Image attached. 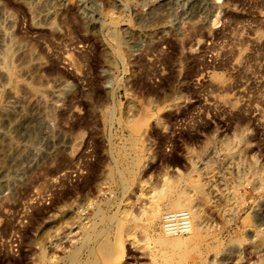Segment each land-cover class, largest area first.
<instances>
[{"label": "rangeland", "instance_id": "rangeland-1", "mask_svg": "<svg viewBox=\"0 0 264 264\" xmlns=\"http://www.w3.org/2000/svg\"><path fill=\"white\" fill-rule=\"evenodd\" d=\"M156 255L264 264V0H0V264Z\"/></svg>", "mask_w": 264, "mask_h": 264}, {"label": "bare ground", "instance_id": "bare-ground-1", "mask_svg": "<svg viewBox=\"0 0 264 264\" xmlns=\"http://www.w3.org/2000/svg\"><path fill=\"white\" fill-rule=\"evenodd\" d=\"M216 80L219 83L223 81L221 77H216ZM12 96H15V93H12ZM168 195H169L168 202H167L168 210L171 212H176L174 215L179 214V212L182 210H187L186 212V214H188L187 218L190 220L188 221L189 225L184 231V233L180 232V233H176L175 235L172 234L173 236H175V237H170V238L175 239L172 241H174V243L179 244V245L182 244L183 241H181L182 240L181 237H177V236H181L182 234H187V238L189 239V242L195 243V242L201 241L204 217L201 214V211L199 210V208L193 203V200H191L182 191L174 193L169 190ZM159 217H160V209L158 207H155L151 213V222L152 223L156 222L159 219ZM163 229H164V226H163ZM156 241H157V244L166 245V246L170 245L171 243L170 241H168V239L164 237H160ZM106 248L107 247H105V250ZM196 249H197V246L189 249V251L194 252L196 251ZM157 256L158 255L155 256L156 257L155 264H169V262H167L166 260H163L161 262L158 261ZM161 257H163L162 254H161Z\"/></svg>", "mask_w": 264, "mask_h": 264}, {"label": "built area", "instance_id": "built-area-1", "mask_svg": "<svg viewBox=\"0 0 264 264\" xmlns=\"http://www.w3.org/2000/svg\"><path fill=\"white\" fill-rule=\"evenodd\" d=\"M183 214L184 213H179L177 215H174V214L168 215L166 219L167 227L173 230V232L175 233L184 232L186 228L188 227L187 225L188 222L186 221L187 217H185Z\"/></svg>", "mask_w": 264, "mask_h": 264}]
</instances>
